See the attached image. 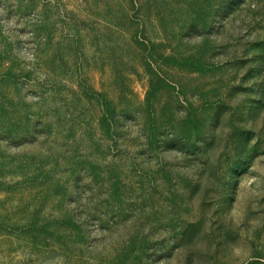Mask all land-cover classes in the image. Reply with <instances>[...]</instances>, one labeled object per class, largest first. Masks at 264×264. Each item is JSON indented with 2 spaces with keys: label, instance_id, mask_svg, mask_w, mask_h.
I'll list each match as a JSON object with an SVG mask.
<instances>
[{
  "label": "rangeland",
  "instance_id": "1",
  "mask_svg": "<svg viewBox=\"0 0 264 264\" xmlns=\"http://www.w3.org/2000/svg\"><path fill=\"white\" fill-rule=\"evenodd\" d=\"M0 264H264V0H0Z\"/></svg>",
  "mask_w": 264,
  "mask_h": 264
}]
</instances>
